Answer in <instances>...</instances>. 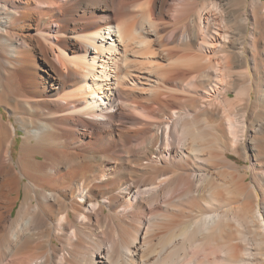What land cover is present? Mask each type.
<instances>
[{
    "label": "bare ground",
    "instance_id": "1",
    "mask_svg": "<svg viewBox=\"0 0 264 264\" xmlns=\"http://www.w3.org/2000/svg\"><path fill=\"white\" fill-rule=\"evenodd\" d=\"M0 107V264H264V0H0Z\"/></svg>",
    "mask_w": 264,
    "mask_h": 264
},
{
    "label": "rangeland",
    "instance_id": "2",
    "mask_svg": "<svg viewBox=\"0 0 264 264\" xmlns=\"http://www.w3.org/2000/svg\"><path fill=\"white\" fill-rule=\"evenodd\" d=\"M4 109L2 107H0V114H4ZM4 119H6V116L4 114ZM18 133H20V131H18ZM17 142L13 145L12 151H13V155H17L18 152V148H19V141H20V137H17ZM240 164V162H238ZM242 164V163H241Z\"/></svg>",
    "mask_w": 264,
    "mask_h": 264
}]
</instances>
